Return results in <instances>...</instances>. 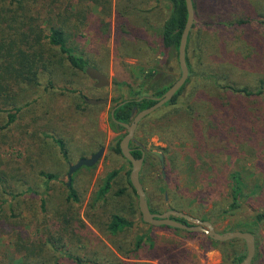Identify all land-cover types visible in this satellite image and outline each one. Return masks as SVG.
<instances>
[{"label":"rangeland","instance_id":"1","mask_svg":"<svg viewBox=\"0 0 264 264\" xmlns=\"http://www.w3.org/2000/svg\"><path fill=\"white\" fill-rule=\"evenodd\" d=\"M51 3L54 22L67 31L68 47L110 84L96 88L54 50L39 84L22 86V100L15 104L21 111L0 133V165L35 192L14 201L0 196V264L27 253L13 250L15 232L29 248L38 247L29 257L42 264H76L70 257L84 264H231L235 253H245L242 240L212 245L202 232L144 223L127 183L131 167L112 149L126 131L112 126L111 109L134 98L131 90L150 70L157 73L154 80L160 74L167 80L180 76L174 52L159 39L167 5L156 0ZM195 6L191 49L199 43L198 77L176 104L139 122L134 139L165 156L163 170L148 158L140 180L153 209L168 205L210 222L217 232L235 231L238 223L251 225L264 212V0H195ZM139 30L143 43L131 38ZM229 86L244 92H230ZM87 98L108 102L91 105ZM6 120L0 114V126ZM52 137L64 143L67 159ZM101 147L100 161L81 167L69 181V165ZM232 174L242 179L244 193L228 211ZM71 191L77 199L69 200ZM111 215L131 225L112 234ZM256 228L251 264H264V220Z\"/></svg>","mask_w":264,"mask_h":264},{"label":"trees","instance_id":"2","mask_svg":"<svg viewBox=\"0 0 264 264\" xmlns=\"http://www.w3.org/2000/svg\"><path fill=\"white\" fill-rule=\"evenodd\" d=\"M51 1L52 0H0V114H5L7 119L6 122L0 126V133L5 131L16 120L17 114L21 111V107H16L15 104L19 102L22 98V93H24L22 86L26 84L37 86L39 84L41 70H47L53 64L55 56L53 53L54 50L59 51V53L64 56L63 62L72 69L85 73V69L89 67L88 62L85 59L74 54L73 50L68 47L67 31L64 30L62 25L54 22V6ZM156 2L159 4H165L164 6L167 5L168 7V13L160 27V42L163 48L174 52L177 60L180 37L187 18L185 1L156 0ZM192 2L195 10V0H192ZM117 15L120 16L119 13H117ZM239 22L240 24L243 23L242 21ZM193 28L194 25L192 26V29ZM192 29L189 33L186 46V64L189 71L188 78L173 98L161 108L176 104L185 87L192 83V78L198 77L195 64L197 66L198 61L201 59L199 54L201 49L199 43L193 44V51L191 49ZM131 38L137 43H143L140 30L134 34L131 32ZM191 51L193 52V56H191ZM177 66L179 68L178 60ZM156 74L157 73H154L153 70L148 71L144 75L137 90H131V93L135 97L118 102L111 109L113 110L117 107L114 110L115 121L130 123L129 118L132 115L131 111L133 108H136L138 112L151 107L155 104L153 98L161 97L178 79L172 78V80H167L165 79L164 74H160L154 80ZM226 88L234 93L244 92L243 90L233 89L230 86ZM263 88L264 84L261 85V90H263ZM9 101H11L10 104ZM121 103L123 104L120 105ZM110 121L115 129L125 130L114 122L111 117ZM52 138L58 145L62 158L67 159L64 143L59 139ZM120 140L116 142L112 149L113 152L122 157L119 149ZM132 155L135 158H139L140 151L135 150ZM41 175L47 180L53 179V176L50 174L41 173ZM112 178V176L109 177L107 184ZM127 183L135 195L129 182V174L127 175ZM230 183L232 203L230 204L228 211L237 207L243 198L244 193V183L239 175L232 174L230 176ZM21 186H25L26 190L19 189ZM26 192L35 191L30 186H27V182L22 180L21 176L13 174L11 171H7V169L2 168L0 165V196L11 197L12 201H14L20 196H23ZM68 198L69 200L77 199L76 194L73 191L69 193ZM263 220L264 212L256 215L251 225L242 222L238 223L235 231L249 232L255 237L256 226H259ZM176 221L186 224L183 220ZM130 225L131 223L126 219L118 215H111L107 229L112 234H118L123 232ZM207 240L212 245L218 243L209 237ZM46 243L49 244L52 249L56 251L58 250V247L54 245L53 241L50 239H47ZM11 246L16 253L20 254L25 251L27 253L26 255L19 256L18 259H11L6 264H42L41 261L35 258V256L32 258L29 257L34 254L36 255V252L40 251L38 247L34 246V248H29L30 246L26 244L25 239L19 233H14ZM245 255L246 248L245 253L243 254L235 253L231 264L239 263L244 259ZM69 259H73L72 261L76 264H84L79 258L70 257ZM53 263L60 264L57 260L53 261Z\"/></svg>","mask_w":264,"mask_h":264},{"label":"water","instance_id":"3","mask_svg":"<svg viewBox=\"0 0 264 264\" xmlns=\"http://www.w3.org/2000/svg\"><path fill=\"white\" fill-rule=\"evenodd\" d=\"M184 1L187 11V18L183 31L181 33L180 42L178 46L177 60L180 69L179 78L169 87V89L161 97L153 98V100L155 101L154 105H152L147 109L138 111L134 115H132L130 117V123H122L114 120V110L117 107L111 110L110 117L114 122H116L118 125L123 127L126 131L125 135L122 137V139L119 142V149L122 157L130 164L131 167L129 172V182L137 197V205L139 212L141 214L142 221L152 226H166V227L184 230L187 232H203L205 235H207V237L218 242H225L232 239L242 240L245 244L246 255L244 259L237 264H251L255 256V237L253 234L249 232H241V231H233V232L220 234L215 231L213 225L210 222L201 221L199 219L193 218L189 215L176 211H169L162 215L152 214L149 210L145 190L140 182V177H139L140 170L143 164V156L140 158H135L131 153L132 151L131 148L129 147V144L132 138L134 137V133L139 122L144 118H146L147 116H149L150 114H152L157 109L164 106L166 103H168L173 98V96L178 92V90L185 84L188 78L189 71L186 64V46H187L188 36L194 22V8H193L192 0H184ZM85 74L91 80L96 81V84L94 85L96 88L107 87L110 84L108 77L104 75L102 72H100L98 69H95L93 67H87L85 69ZM85 102L91 105H104L108 102V99L87 98L85 99ZM122 104L123 103H121L120 105ZM104 151L105 148L102 147L94 155L87 158H82L78 160L74 165H69L68 173H67L68 180L70 181L71 175L81 167L95 166L102 158ZM153 154L159 156L160 164L163 169L164 162L160 153L153 152ZM170 215L183 218L187 220V222H191L194 225L190 226L169 219L168 217Z\"/></svg>","mask_w":264,"mask_h":264},{"label":"flooded vegetation","instance_id":"4","mask_svg":"<svg viewBox=\"0 0 264 264\" xmlns=\"http://www.w3.org/2000/svg\"><path fill=\"white\" fill-rule=\"evenodd\" d=\"M101 72V71H100ZM95 83H94V85L96 84V81H94ZM137 112V109L136 108H133L132 109V111H131V114L132 115H134L135 113ZM131 115V116H132ZM129 120H130V118H129ZM137 127H138V125H137ZM137 127H136V130H137ZM135 130V131H136ZM135 134V133H134ZM131 145V146H130ZM129 147L131 148V153H133V152H135V150H139L140 151V157H142L143 156V164H142V168H143V166H144V164L146 163V161H147V159L148 158H153L154 160H156V161H158V163H159V167H160V170H163L162 169V167H161V164H160V158H159V156H157V155H155V154H153V152H155L154 150H149L145 145H143L142 143H139V142H137L135 139H134V137L132 138V140H131V142H130V144H129ZM102 148V147H101ZM100 149V148H99ZM98 149V150H99ZM97 150V151H98ZM96 151V152H97ZM95 152V153H96ZM95 153H93L92 155H94ZM159 153V152H158ZM91 155V156H92ZM160 155H161V157H162V159H163V162H165V156H163L162 155V153H160ZM139 157V158H140ZM124 159V158H123ZM130 165V164H129ZM142 168H141V170H140V174H141V171H142ZM153 168L155 169V167H154V165H153ZM139 177H140V175H139ZM70 180H71V177H70ZM140 182H141V180H140ZM142 184V183H141ZM143 186V185H142ZM145 190V189H144ZM145 194H146V199H147V203H148V207H149V210H150V212L152 213V214H158V215H162V214H164V213H166V212H169V211H175L174 209H172V208H170L168 205H166L165 207H164V210H159V209H153V207H152V205H151V201H150V199H149V197H148V195H147V193H146V191H145ZM139 210V209H138ZM176 212H180V211H176ZM140 213V212H139ZM181 213H183V212H181ZM185 214V213H184ZM186 215H188V214H186ZM140 216H141V214H140ZM190 216V215H189ZM192 217V216H191ZM169 219H172V220H183V221H185L186 222V224L187 225H190V226H193L194 224L193 223H191V222H187V220H185V219H183V218H179V217H176V216H173V215H170L169 217H168ZM194 218V217H193ZM201 221H203V220H201ZM184 231V230H183ZM216 231V230H215ZM217 232V231H216ZM227 232H231V231H225V232H217V233H220V234H223V233H227ZM196 233V232H195ZM203 233V232H202ZM232 240H234V239H232ZM232 240H229V241H232ZM218 242V241H217ZM225 242H227V241H225Z\"/></svg>","mask_w":264,"mask_h":264}]
</instances>
